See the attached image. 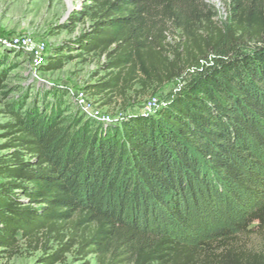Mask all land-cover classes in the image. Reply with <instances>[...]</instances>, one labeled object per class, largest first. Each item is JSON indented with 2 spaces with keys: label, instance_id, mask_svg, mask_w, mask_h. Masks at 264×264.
Instances as JSON below:
<instances>
[{
  "label": "trees",
  "instance_id": "16d2710c",
  "mask_svg": "<svg viewBox=\"0 0 264 264\" xmlns=\"http://www.w3.org/2000/svg\"><path fill=\"white\" fill-rule=\"evenodd\" d=\"M83 1L58 28L88 25L45 69L104 55L102 67L114 74L99 92L135 82L158 88L188 66L201 71L156 112L117 122L67 117L61 89L26 90L6 102L2 251L39 249L40 264L61 263L71 251L97 264H264L263 200L242 219L195 235L218 202L241 205L263 193L264 0H230L224 29L204 0ZM169 32H178L176 46L166 42ZM238 46L246 50L229 55Z\"/></svg>",
  "mask_w": 264,
  "mask_h": 264
},
{
  "label": "rangeland",
  "instance_id": "374dc122",
  "mask_svg": "<svg viewBox=\"0 0 264 264\" xmlns=\"http://www.w3.org/2000/svg\"><path fill=\"white\" fill-rule=\"evenodd\" d=\"M207 5L215 12L214 20L221 28L228 26V13L230 0H204ZM83 0H0V63L1 61L6 72V78L1 83L0 88V126L4 124L8 117L2 112L3 106L20 92L29 90L34 92L37 88L47 93L52 89L64 90V109L65 115H82L79 109L74 104L72 92L83 90L87 99L91 102L93 108L98 112L110 116L113 120L120 121L131 115L142 114L146 102L155 97L158 102H165L168 98L179 92L185 84L195 77L200 71V66H188L181 75L164 85L156 88L154 85L141 88L135 82L131 84L123 92L103 91L99 92L95 86L104 82L108 77L114 74L111 69H105L102 65L106 62L104 55L91 54L86 57L85 61L74 59L67 62L60 69H45V62L39 66L32 65L28 54L23 53L10 44V36L29 34L34 39L42 40L47 45V50L44 59L53 56L56 48L64 44L69 39L78 35L84 26L88 25L89 21L79 22L72 32L65 29H59L58 25L64 23L68 16L77 9H81ZM169 32L166 42L172 46H176L177 35ZM219 46L225 50L229 44ZM4 47L13 48L14 53H7L3 50ZM212 50L208 53L207 61L210 64L215 57L217 51ZM223 50V51H225ZM246 50L243 46H238L230 50L229 55H236ZM4 56H8L9 60H5ZM13 58L15 62L12 66H7ZM203 64V69L208 64ZM51 94H48V99ZM7 138L3 135V129L0 127V155L8 152L2 148ZM260 197H244L242 204H234L229 198H225L222 202L217 203L219 208L216 214L204 218L197 222L195 235L198 237L200 233L208 232L213 228V223L230 224L236 220L243 218L245 211L264 201V187ZM198 221V220H197ZM200 225V226H199ZM252 225L248 226L251 228ZM183 232L179 234L182 236ZM260 238L250 237V242L257 246L260 244ZM55 248V244H51ZM41 250H31L23 244L17 254L9 255V252L2 251L0 248V264H40L38 258L42 257ZM56 264H97L95 257L89 255L83 259H79L73 251L66 253L64 261Z\"/></svg>",
  "mask_w": 264,
  "mask_h": 264
},
{
  "label": "built area",
  "instance_id": "2783aa9c",
  "mask_svg": "<svg viewBox=\"0 0 264 264\" xmlns=\"http://www.w3.org/2000/svg\"><path fill=\"white\" fill-rule=\"evenodd\" d=\"M9 39L10 44L13 47L29 55L32 65L39 66L40 64L45 62L44 55L47 50V45L44 41L34 39L29 34H17L10 36ZM72 97L76 107L81 113L85 114L86 116L97 119L101 122H117L110 116L104 115L95 110L91 102L87 99L86 94L83 90L72 92ZM163 105H165V102H158L155 97H152L144 105L142 114H152Z\"/></svg>",
  "mask_w": 264,
  "mask_h": 264
}]
</instances>
